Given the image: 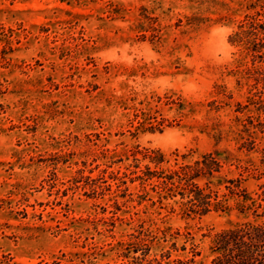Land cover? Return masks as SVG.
I'll use <instances>...</instances> for the list:
<instances>
[{
  "label": "rangeland",
  "instance_id": "1",
  "mask_svg": "<svg viewBox=\"0 0 264 264\" xmlns=\"http://www.w3.org/2000/svg\"><path fill=\"white\" fill-rule=\"evenodd\" d=\"M262 185L264 0H0V264H211Z\"/></svg>",
  "mask_w": 264,
  "mask_h": 264
},
{
  "label": "trees",
  "instance_id": "2",
  "mask_svg": "<svg viewBox=\"0 0 264 264\" xmlns=\"http://www.w3.org/2000/svg\"><path fill=\"white\" fill-rule=\"evenodd\" d=\"M214 169H219L218 162L212 154L202 156L200 162L196 161L194 166H182L180 171L175 172L179 181L184 180L185 185L189 186L187 210L196 214H204L209 211L212 206L215 209H223L222 200H217L214 195V203L210 202V193H205L204 190L192 182L198 177L203 169L208 175H211ZM170 179V178H168ZM230 194H237L234 190L227 187ZM262 189L261 200H264V185ZM182 194V193H181ZM242 195V204L238 205L239 214H245V210L249 206L243 205L246 200H252L246 194ZM250 206H253L251 201ZM260 203L257 207H260ZM262 218V219H261ZM210 251L213 254L211 264H264V212L258 214L256 210H252V220H245L240 223H235L229 227L214 234Z\"/></svg>",
  "mask_w": 264,
  "mask_h": 264
},
{
  "label": "clouds",
  "instance_id": "3",
  "mask_svg": "<svg viewBox=\"0 0 264 264\" xmlns=\"http://www.w3.org/2000/svg\"><path fill=\"white\" fill-rule=\"evenodd\" d=\"M231 32V30L229 29V33Z\"/></svg>",
  "mask_w": 264,
  "mask_h": 264
}]
</instances>
